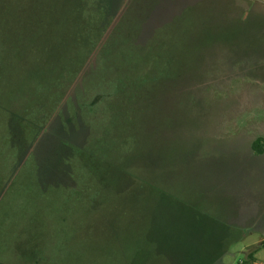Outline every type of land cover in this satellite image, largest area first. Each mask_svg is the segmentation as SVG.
Wrapping results in <instances>:
<instances>
[{"label":"rangeland","instance_id":"1","mask_svg":"<svg viewBox=\"0 0 264 264\" xmlns=\"http://www.w3.org/2000/svg\"><path fill=\"white\" fill-rule=\"evenodd\" d=\"M79 4L0 0V264H185L224 225L235 264L264 240V0H125L56 107Z\"/></svg>","mask_w":264,"mask_h":264},{"label":"trees","instance_id":"2","mask_svg":"<svg viewBox=\"0 0 264 264\" xmlns=\"http://www.w3.org/2000/svg\"><path fill=\"white\" fill-rule=\"evenodd\" d=\"M80 2L79 5H76L73 9V11L78 13L81 17L83 15L90 16V25L87 28V33L83 36H80L78 42V50L80 52V64L79 67H74V59H75V50L71 49L72 52H65L69 53V60H64V65H60L58 68H55V70L52 71H58L60 73V70H62L61 73L56 77L53 78V82L51 83V89H59L61 90V93L59 92L57 96V103L55 106L57 107L59 103L61 104L64 96L66 95L68 88L72 85L76 77L81 73V68H83V63L85 64L87 61H89L90 56L94 52V50L97 48L100 41H102V38L106 35L105 32L108 28V25L110 24L111 17L115 16L118 11L120 10V7L123 5L125 0H78ZM116 2L115 9H112V4L110 2ZM49 12V9H48ZM73 15L72 13H70ZM105 19V21L103 20ZM98 28V31L94 32L95 35L92 34L91 29ZM111 36H108L104 42V45L102 47V51L106 50L107 48H110L111 45L115 42V39H113ZM74 47L75 44H73ZM107 53V52H106ZM101 53L102 55L106 54ZM83 65V66H82ZM84 77V75H83ZM45 85L46 88H48L47 84ZM90 93L92 94V99L89 102L90 107L97 106L99 102H101L104 98L108 96V94L104 93H92L90 90ZM110 95V94H109ZM95 96V97H94ZM71 120H74V116L71 117ZM253 149L255 152L263 153V141L262 138H257L253 142ZM0 175H1V169H0ZM2 182V181H1ZM6 184V182H5ZM5 184H3L5 186ZM2 186V188H4ZM1 191V190H0ZM193 232L197 235V239L200 235V229L199 226L195 225L192 226ZM214 233V232H213ZM243 237L242 230L239 231V233L235 234L230 233V228L228 225H224L221 228L220 235L215 238L212 241V245L209 247L210 252L206 251H200L199 255H196L195 258H189L184 262L185 264H213L217 259L221 257L222 254H224L229 247L239 239ZM205 243L201 245V248L204 249ZM264 248V240L261 241V245H251L248 247L246 252L244 253V256L237 261L235 264H259L257 253Z\"/></svg>","mask_w":264,"mask_h":264},{"label":"crops","instance_id":"3","mask_svg":"<svg viewBox=\"0 0 264 264\" xmlns=\"http://www.w3.org/2000/svg\"><path fill=\"white\" fill-rule=\"evenodd\" d=\"M239 227L241 228V226H239ZM229 248H230V247H229ZM228 251H229V249H228L226 252H228ZM226 252H225V253H226ZM225 253H224V254H225ZM258 253H259V252H258ZM258 253H257V257H258ZM224 254H222L221 257H220L219 259H217L213 264L219 262V261L222 259V257H223ZM258 262H259V264H264L263 261H261L259 257H258Z\"/></svg>","mask_w":264,"mask_h":264}]
</instances>
